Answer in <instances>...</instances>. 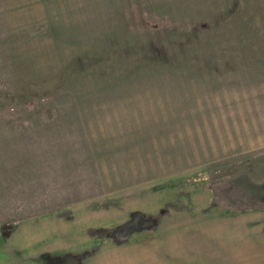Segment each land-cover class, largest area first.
Here are the masks:
<instances>
[{
    "label": "rangeland",
    "instance_id": "1",
    "mask_svg": "<svg viewBox=\"0 0 264 264\" xmlns=\"http://www.w3.org/2000/svg\"><path fill=\"white\" fill-rule=\"evenodd\" d=\"M261 180L264 0H0V264L122 261L160 190L185 224Z\"/></svg>",
    "mask_w": 264,
    "mask_h": 264
},
{
    "label": "crops",
    "instance_id": "2",
    "mask_svg": "<svg viewBox=\"0 0 264 264\" xmlns=\"http://www.w3.org/2000/svg\"><path fill=\"white\" fill-rule=\"evenodd\" d=\"M156 194L159 202L165 200L164 206L149 209L150 214L143 212L154 224L132 231L123 240L122 261L111 264H264V192L257 194L261 204L230 211L211 210L195 203L189 195L181 197L186 200L185 224H180L175 211L178 193L173 190L169 202L162 190ZM61 238L56 241L63 244ZM61 245L46 250L54 254L67 249ZM104 262L110 264L109 260Z\"/></svg>",
    "mask_w": 264,
    "mask_h": 264
},
{
    "label": "trees",
    "instance_id": "3",
    "mask_svg": "<svg viewBox=\"0 0 264 264\" xmlns=\"http://www.w3.org/2000/svg\"><path fill=\"white\" fill-rule=\"evenodd\" d=\"M133 17L135 18L136 15H133ZM147 21V27H151L150 29L154 28V26H156L158 23L157 21H152V20H146ZM143 22V21H142ZM145 22V21H144ZM146 23V22H145Z\"/></svg>",
    "mask_w": 264,
    "mask_h": 264
}]
</instances>
